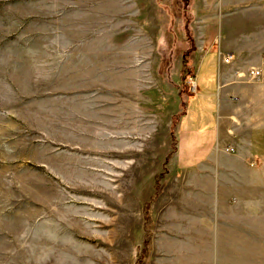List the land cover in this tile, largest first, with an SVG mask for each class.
Segmentation results:
<instances>
[{
	"label": "rangeland",
	"instance_id": "374dc122",
	"mask_svg": "<svg viewBox=\"0 0 264 264\" xmlns=\"http://www.w3.org/2000/svg\"><path fill=\"white\" fill-rule=\"evenodd\" d=\"M233 1L0 0V264H264V181L211 219L175 171L239 147L218 67L257 78L264 2Z\"/></svg>",
	"mask_w": 264,
	"mask_h": 264
},
{
	"label": "crops",
	"instance_id": "0c3cea01",
	"mask_svg": "<svg viewBox=\"0 0 264 264\" xmlns=\"http://www.w3.org/2000/svg\"><path fill=\"white\" fill-rule=\"evenodd\" d=\"M244 2L260 4L264 0H234L232 4ZM259 67L261 74L252 81L237 78L235 68L221 67L220 64L218 67L219 110L222 109L223 115L224 107L230 108L232 136L239 145L231 154L233 161L224 162L227 153L215 147V151H209L202 160L175 170L176 175L191 176L189 180L193 181L192 185L205 195V202L208 200L205 211H208L211 219L214 214L216 217L218 204L225 201V187L232 189L231 197H238L245 188L258 186L264 181V63ZM222 120L217 119L216 145L227 134L218 132ZM175 151L176 154L177 146ZM192 231H189L190 234H194Z\"/></svg>",
	"mask_w": 264,
	"mask_h": 264
},
{
	"label": "built area",
	"instance_id": "2783aa9c",
	"mask_svg": "<svg viewBox=\"0 0 264 264\" xmlns=\"http://www.w3.org/2000/svg\"><path fill=\"white\" fill-rule=\"evenodd\" d=\"M232 58V55L229 53L227 56H226V59L227 61H229L230 59ZM251 77H258L260 74H261V71L258 69V68H251L248 72H247ZM227 151L231 152V151H234V147L232 146H227L225 147Z\"/></svg>",
	"mask_w": 264,
	"mask_h": 264
}]
</instances>
